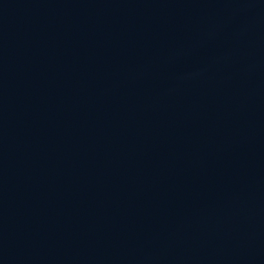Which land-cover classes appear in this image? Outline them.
Segmentation results:
<instances>
[{
    "label": "water",
    "instance_id": "water-1",
    "mask_svg": "<svg viewBox=\"0 0 264 264\" xmlns=\"http://www.w3.org/2000/svg\"><path fill=\"white\" fill-rule=\"evenodd\" d=\"M0 264H264V0H0Z\"/></svg>",
    "mask_w": 264,
    "mask_h": 264
}]
</instances>
